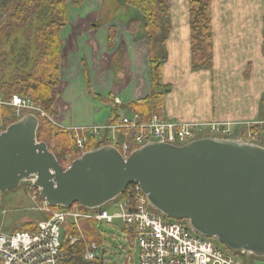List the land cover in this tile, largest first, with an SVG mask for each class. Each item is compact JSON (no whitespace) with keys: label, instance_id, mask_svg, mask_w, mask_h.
Here are the masks:
<instances>
[{"label":"water","instance_id":"obj_1","mask_svg":"<svg viewBox=\"0 0 264 264\" xmlns=\"http://www.w3.org/2000/svg\"><path fill=\"white\" fill-rule=\"evenodd\" d=\"M39 127V117L27 114L0 133V200L36 177L34 186L50 206L95 210L139 185L164 217L188 221L231 252L264 259V146L223 137L182 146L149 142L126 159L103 145L65 169L39 141Z\"/></svg>","mask_w":264,"mask_h":264},{"label":"crops","instance_id":"obj_2","mask_svg":"<svg viewBox=\"0 0 264 264\" xmlns=\"http://www.w3.org/2000/svg\"><path fill=\"white\" fill-rule=\"evenodd\" d=\"M170 4L168 29L161 33L165 43L155 50L162 60L161 81L166 88L163 118L188 123L231 124L235 134L244 130L242 124L264 119V0H212L213 65L210 69L193 68L189 0H170ZM122 21L118 24H124ZM110 22H96L90 25L92 29L87 28L84 38V34L79 36L81 41L89 40L88 54L95 58L94 91L101 103L94 107L99 111L72 106L73 114H69L70 97L65 100L69 112L68 118L64 119V114L63 121L79 124L99 118L98 121H103L101 124H108L115 107H119V117L130 114L123 106L148 98L152 93V51L145 25L143 33H125L119 26L106 28ZM93 34L95 39L91 38ZM64 45L63 38L62 57L66 68L68 53ZM110 53H113L112 68L104 60ZM62 70L63 82L55 104L58 113L63 110L61 101L65 93L63 96L60 93L68 79L66 69ZM104 100H109V105H103ZM64 113L67 114V110ZM202 130L209 131L201 128L199 133ZM117 135L124 138L122 132ZM204 137L211 135L201 136ZM105 138H108L107 133Z\"/></svg>","mask_w":264,"mask_h":264},{"label":"built area","instance_id":"obj_3","mask_svg":"<svg viewBox=\"0 0 264 264\" xmlns=\"http://www.w3.org/2000/svg\"><path fill=\"white\" fill-rule=\"evenodd\" d=\"M1 106L16 108L15 115L19 119L26 114L47 117V113L33 100L19 95H15L11 100L0 97ZM242 125L244 130L235 134L230 128L231 124L169 121L159 115H154L150 121L145 122L141 114L130 113L121 115L118 122L113 124L74 128L72 131L77 135L83 131L96 138L103 131L124 133V138L117 136L111 141L107 138L106 145L117 147L126 159L133 151L149 142L185 145L201 138V128H208L214 134L213 137L240 138L264 146L261 144L264 139V119ZM77 139L78 146L84 149L87 137L81 138L79 135ZM32 179L35 188L36 177ZM125 194L120 197L123 199V204H119L121 212L114 213H110L107 205L95 210L79 205H76V208L75 205L64 208L52 207L43 200L38 210L45 217L36 223L34 231L0 234V264H62L64 226L70 224L80 230L81 220H90L95 224H114L115 221H122L128 238L137 240L134 245H138L141 264H244L241 256L246 255L245 253L229 250L231 253H225L216 243L218 241L195 233L188 221L166 218L153 209L139 185H133L130 192ZM34 199L38 200V194ZM98 250V243H88L84 253L85 259H97Z\"/></svg>","mask_w":264,"mask_h":264},{"label":"trees","instance_id":"obj_4","mask_svg":"<svg viewBox=\"0 0 264 264\" xmlns=\"http://www.w3.org/2000/svg\"><path fill=\"white\" fill-rule=\"evenodd\" d=\"M85 0H73L76 7H80ZM212 0H189L190 27L192 44V63L194 69H210L213 65V36H212ZM128 7L138 10L143 15V22L148 33L152 51V93L148 98L129 103L125 108L130 113H139L145 122L154 115L163 117L164 93L166 88L161 81V62L156 56L154 45H164L165 38L161 37L163 30L168 29L166 22L170 13V0H125ZM48 9L51 20L34 32L32 26L37 19L44 18L45 9ZM68 0H0V66L7 56L3 47L14 31H25L26 37L34 34L38 45L39 54L34 61L29 74L18 73L11 80L1 86L0 97L11 100L15 95L28 99L40 106L47 115L54 114L57 100L55 89L61 81L62 43L61 30L68 21ZM113 35L110 36L112 41ZM98 97V96H96ZM99 98V97H98ZM101 99V98H100ZM109 102V100H104ZM113 110V117L109 124L118 122L117 110ZM16 108L10 106L0 107V120L8 118V125L19 120L16 117ZM40 127L39 141L46 142L62 163L66 154H74V160L83 153L108 144L105 138L99 142L95 136H87L84 149L78 146L77 134L73 131H61L47 118L39 115ZM55 138V140H53ZM54 143V144H52ZM73 160V161H74ZM133 185H130L127 195ZM40 196V195H39ZM41 202L43 199L39 197ZM31 227L35 230L34 224ZM81 229L72 228L70 224L64 226L67 231L79 238L71 244L63 240L62 250L64 260L62 264H103L101 260L87 261L84 257L88 243H101V235L96 229V224L90 220H81ZM72 228V229H71ZM17 232V231H16ZM83 232L87 242L81 239Z\"/></svg>","mask_w":264,"mask_h":264},{"label":"rangeland","instance_id":"obj_5","mask_svg":"<svg viewBox=\"0 0 264 264\" xmlns=\"http://www.w3.org/2000/svg\"><path fill=\"white\" fill-rule=\"evenodd\" d=\"M68 13L69 16L67 24L65 27H63L60 33L62 43L61 55H63L62 52L64 38V49L68 53V59L65 66L66 68H64L62 57L61 81L59 86L55 89L58 100V89L61 85V82H63L62 69H66L68 79L64 81L62 89L64 91L60 93L62 96L64 95L63 93H65L64 99L61 101V108H63V110H59L58 113L54 107V114L51 116L49 114L47 115V118L55 127L66 132L72 131V129L78 128L79 126H84L83 128H87L85 126L97 127L106 125L101 124L103 121H98L99 118L89 123H84L80 120H77L81 122L79 124H77V122L70 123L71 121H63L64 114L66 115L64 119L66 117L68 118V104H66L67 101L65 100H68L70 97H72V110L69 114H73L74 107H85L86 109L91 107L95 109L94 106L100 105L101 103V100H98L94 91L93 77L95 72V58H93L92 54H88L89 45H91V43H87L89 40L81 41L79 36L84 34V38L86 35L85 33L88 31L87 28H91L90 25H93L96 22L100 24L103 22V20L104 22L105 20L111 21L109 24L105 25L106 28L112 26L117 28V26H119L125 33L135 32L139 34L143 33L144 30L143 15L138 10L128 7L125 3V0H85L80 7L74 6L73 0H68ZM50 20L51 17L48 9L46 8L44 18L37 19L32 26V30L35 32L38 27L43 26ZM121 20H123L122 22L124 24L119 25L118 23H121ZM164 31L163 33H165ZM104 34L105 33H103V39L105 40L106 36H104ZM94 36L95 35L93 34L91 38ZM162 36L163 34L161 37ZM95 38L96 37H94V39ZM156 46L161 47L162 44L156 43V45H154L155 50ZM3 52L7 56L3 59L2 65L0 66V88H2L1 86L4 84H7L11 78L16 76L18 73H30L34 65V61L39 54V49L35 41L34 34L31 38H29L26 37L25 31L20 30L14 31L11 34L10 38L3 47ZM155 53L157 54V52ZM159 54L161 55L160 52ZM107 56L108 57H104V60L106 63H108L109 68H112V65L110 64L112 60L110 58H112L113 53L107 54ZM85 99H88L89 101L86 102ZM109 102L103 101V105H109ZM72 106L74 107L72 108ZM102 108L104 107L102 106ZM64 110H67V114L64 113ZM95 111L98 112V108L95 109ZM7 121L8 118H3L0 120V133L5 131L8 126L11 125H8L9 122ZM82 132L79 134L81 138H86L89 135L88 133L84 134V132ZM105 134L106 133L104 131L101 132L98 135L97 140H101L100 142L104 141L105 139H103V136ZM107 134L110 141L118 136L116 132H108ZM79 135H77V137ZM203 135L214 136L213 133L207 130L201 131L200 136ZM53 140H55V138ZM262 140L263 141L261 144L264 145V139ZM74 157L75 155L72 153L71 155L66 154L62 163H59L65 169H68L71 166ZM37 194L38 200L36 201L34 198H36ZM39 197L38 189L33 188L32 178L23 181L20 187L15 190L3 192L0 200V234H10L16 231H34L31 225L34 224V226H36V223L45 217L42 212L38 210L39 205H41V200H39ZM119 204H123L122 198H119L117 201L108 204L106 208L110 211V213L121 212ZM74 208H76V205ZM96 229L101 235V243L99 244L97 259L101 260L103 264H141L138 245H134V241L137 244V240L128 238L127 233L124 231V224L122 221H115L114 224H107L104 222L96 224ZM80 235L81 239L87 242L84 233L80 232ZM75 239H77V237H75L71 231L66 232L64 238L65 242L69 241L72 244ZM216 243L225 253H231L224 246H221L218 242ZM241 260L244 264H264V259L250 257L247 254L241 256Z\"/></svg>","mask_w":264,"mask_h":264}]
</instances>
